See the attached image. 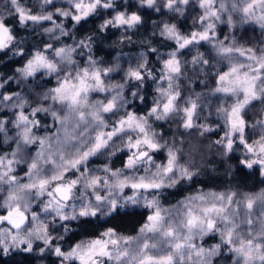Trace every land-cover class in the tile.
Returning <instances> with one entry per match:
<instances>
[{"label":"clouds","instance_id":"9594fccd","mask_svg":"<svg viewBox=\"0 0 264 264\" xmlns=\"http://www.w3.org/2000/svg\"><path fill=\"white\" fill-rule=\"evenodd\" d=\"M25 257L264 264V0H0V261Z\"/></svg>","mask_w":264,"mask_h":264},{"label":"trees","instance_id":"16d2710c","mask_svg":"<svg viewBox=\"0 0 264 264\" xmlns=\"http://www.w3.org/2000/svg\"><path fill=\"white\" fill-rule=\"evenodd\" d=\"M81 30H83V26H82ZM9 67H10V65H9ZM24 259L28 262V264H31V261L28 257H25ZM0 264H4V262L0 261Z\"/></svg>","mask_w":264,"mask_h":264},{"label":"snow or ice","instance_id":"6c2138e0","mask_svg":"<svg viewBox=\"0 0 264 264\" xmlns=\"http://www.w3.org/2000/svg\"><path fill=\"white\" fill-rule=\"evenodd\" d=\"M150 219H151V217H150Z\"/></svg>","mask_w":264,"mask_h":264}]
</instances>
